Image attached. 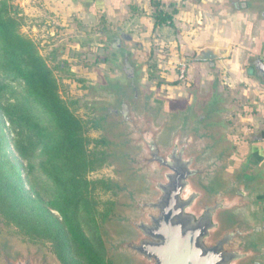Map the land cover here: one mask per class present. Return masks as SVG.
<instances>
[{"label": "water", "instance_id": "1", "mask_svg": "<svg viewBox=\"0 0 264 264\" xmlns=\"http://www.w3.org/2000/svg\"><path fill=\"white\" fill-rule=\"evenodd\" d=\"M264 10V0L251 2ZM124 39L130 36L121 34ZM121 49L119 40L111 44ZM120 78L103 74L110 96L97 105L114 133L120 162V209L114 234H102L115 264H264V155L238 158L219 132L215 100L196 91L181 105L159 100L141 82L129 51L119 50ZM227 54L207 47L196 61ZM264 78V59L253 61ZM0 264H63L39 247L0 240Z\"/></svg>", "mask_w": 264, "mask_h": 264}, {"label": "trees", "instance_id": "2", "mask_svg": "<svg viewBox=\"0 0 264 264\" xmlns=\"http://www.w3.org/2000/svg\"><path fill=\"white\" fill-rule=\"evenodd\" d=\"M152 6L156 25L172 20L174 10ZM24 23L14 0H0V219L63 264H113L100 231L116 202L100 195L115 184L89 178L108 162L109 140L88 135L102 119H83L60 94Z\"/></svg>", "mask_w": 264, "mask_h": 264}, {"label": "crops", "instance_id": "3", "mask_svg": "<svg viewBox=\"0 0 264 264\" xmlns=\"http://www.w3.org/2000/svg\"><path fill=\"white\" fill-rule=\"evenodd\" d=\"M14 1L25 17L21 30L37 44L41 41L39 52L44 57L79 56L92 62L94 54L71 53V48L85 49L90 43L111 46L119 40L121 49L129 51L138 64L140 82L151 83L159 100L181 105L193 91L199 99L202 89L208 93L211 86L210 99L216 98L220 109L222 138L235 146L240 159L253 147L264 155V78L253 66L257 57L264 59V10L251 5L255 0H162L165 11H175L172 20L162 25L155 24L153 0ZM207 47L227 56L212 61L193 59ZM182 60L186 76L181 81L176 67ZM60 67L64 68L63 61ZM103 74L112 79L121 75Z\"/></svg>", "mask_w": 264, "mask_h": 264}, {"label": "rangeland", "instance_id": "4", "mask_svg": "<svg viewBox=\"0 0 264 264\" xmlns=\"http://www.w3.org/2000/svg\"><path fill=\"white\" fill-rule=\"evenodd\" d=\"M14 4H16L15 1ZM22 32L24 31L22 30ZM38 44V47L42 46L40 45L41 41H39ZM78 51L85 53L88 51L91 52L95 56L94 61H87L83 57L79 58V56H77L75 59L63 58L64 60H61V58H57V56L50 60L47 58V56H45V59L48 65L53 68L54 74L56 75L58 81L62 86L60 94L64 97L68 96L69 99L71 98L77 101L76 113L83 119H102L99 128L90 129L88 135L92 138L106 137L109 140V144L107 146L102 147L108 153V162L105 163V165H103L97 171H94L89 174V178H108L113 182V184H115V188L113 191H108L106 193L102 192L100 195V198L103 201L105 199L110 198L116 202V206L112 213L107 217V219H105L101 223L100 235L102 238L103 233H107L109 235L115 233L116 229L111 222V218L120 209L122 192L119 190V187L126 183L133 185L132 182H126L125 180H123L122 173L120 171L122 167L121 163L114 161L109 155L115 149L113 143L116 140L114 137V133L107 128L106 122L104 121L103 117L99 116L100 111L97 108V105L99 103L107 102L110 100V96L102 89V87H100V85H102L103 83V77L101 76V72L107 74L113 73L116 76L120 74L119 70L117 69L118 54L114 49H112L110 44L99 46L90 43L86 44L85 49L77 48L76 51L75 49L73 50V48H71L70 52L79 53ZM41 52L42 53L40 54L44 57L45 53L43 51ZM103 59H105L106 61H103ZM61 61H63L64 63L63 69H61L60 67ZM67 63L70 65L68 68H65L67 67ZM154 78L155 79L153 80L157 79V77ZM153 82L154 81H152V83ZM141 84L146 90L153 91L154 87L148 81H145L143 83L141 82ZM193 89L194 87H191L189 91H192ZM204 89H202L203 92L200 94L199 97L201 102L205 101L206 99H210V94L212 91L211 86L209 88L208 93H206L207 91H204ZM220 106H222V103H220ZM4 236L9 237L10 239H12L13 242L20 246L39 247L42 251H46L52 256L56 257V255L50 249L49 244H36L30 242L21 234H19L18 231L12 225H6L0 219V240ZM105 252L107 254L106 248ZM107 256L109 255L107 254ZM113 264H115V261Z\"/></svg>", "mask_w": 264, "mask_h": 264}, {"label": "built area", "instance_id": "5", "mask_svg": "<svg viewBox=\"0 0 264 264\" xmlns=\"http://www.w3.org/2000/svg\"><path fill=\"white\" fill-rule=\"evenodd\" d=\"M157 1H162V0H157ZM185 74H186V62L182 60L177 63V67H176L177 79L181 81L184 80L186 76Z\"/></svg>", "mask_w": 264, "mask_h": 264}, {"label": "flooded vegetation", "instance_id": "6", "mask_svg": "<svg viewBox=\"0 0 264 264\" xmlns=\"http://www.w3.org/2000/svg\"><path fill=\"white\" fill-rule=\"evenodd\" d=\"M263 13V12H262ZM264 14V13H263ZM116 53L118 54L119 53V50H116ZM118 63H119V61H118ZM118 63H117V65H118ZM119 77H121V75H119L117 78H119ZM211 100H217L216 98H214V97H212L209 101H211ZM217 103H218V100H217ZM242 158V157H241ZM264 193V192H263Z\"/></svg>", "mask_w": 264, "mask_h": 264}]
</instances>
